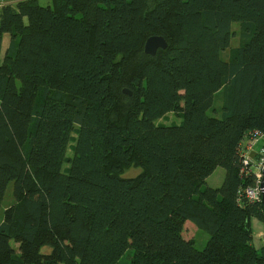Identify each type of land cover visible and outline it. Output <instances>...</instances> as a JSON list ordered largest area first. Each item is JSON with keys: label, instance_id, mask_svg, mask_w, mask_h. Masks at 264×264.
Returning <instances> with one entry per match:
<instances>
[{"label": "trees", "instance_id": "obj_1", "mask_svg": "<svg viewBox=\"0 0 264 264\" xmlns=\"http://www.w3.org/2000/svg\"><path fill=\"white\" fill-rule=\"evenodd\" d=\"M234 23L244 43L230 49ZM153 36L168 43L154 56L145 51ZM170 113L182 123L157 124ZM257 136L264 0L5 6L0 264H264L252 226L264 208L244 194L256 180L241 156ZM130 167L142 171L125 177ZM220 167L222 185L204 188ZM187 222L210 235L204 249L184 237Z\"/></svg>", "mask_w": 264, "mask_h": 264}, {"label": "rangeland", "instance_id": "obj_2", "mask_svg": "<svg viewBox=\"0 0 264 264\" xmlns=\"http://www.w3.org/2000/svg\"><path fill=\"white\" fill-rule=\"evenodd\" d=\"M39 2L42 6H47L51 3V0H39ZM232 29L234 30L235 35L231 40L230 49L235 48V47H239V46L243 45V43H244V40L241 36V32H242L241 24L240 23H234L232 25ZM9 45H10V37L5 36V38L3 40V45H2V53H1V59L2 60L4 58L5 51L9 47ZM230 49L223 52V58L225 60L229 59ZM216 104H217L216 105L217 107H221V102H219V100L216 101ZM182 121H183V119L180 116H178L174 113H170V114L166 115L165 117H163L162 119L158 120L157 124L158 125H180L182 123ZM77 129H78V126H75V130L72 134V138H71V141H70V144L68 147L66 162H65V165L63 167L64 171H67V169L69 168V160L74 155V149H75V144H76V139H77ZM260 141L261 140H259V142ZM259 142L255 144V149L257 151H259L260 148H262L264 146V139L262 140V142L260 144H259ZM247 145H248V142H244L243 147H245ZM141 171H142L141 168L130 167L123 172V175L125 177H135V176L139 175L141 173ZM225 175H226L225 169H223L221 167L216 169V171L207 179L206 184L204 185V188H206L208 186L220 187L224 181ZM13 202H14L13 185H10V187L8 188L3 206H2V212H4ZM252 226H253V234H254V244H255L257 249H260L264 246V222L259 221V222H256L255 225H252ZM183 235L186 239L192 240L194 245L198 249H204L208 240L210 239V235L208 233L200 230L192 222L186 223ZM12 244L15 248H18V245L15 242H12ZM44 251H49V249L45 248ZM131 256H132V252L127 253L123 259V262L130 260Z\"/></svg>", "mask_w": 264, "mask_h": 264}, {"label": "built area", "instance_id": "obj_3", "mask_svg": "<svg viewBox=\"0 0 264 264\" xmlns=\"http://www.w3.org/2000/svg\"><path fill=\"white\" fill-rule=\"evenodd\" d=\"M24 0H0V10L5 6H15ZM263 137V136H261ZM261 137H255L248 142V145L242 147L241 156L245 174H254L256 183L244 189V194L249 201L261 202L262 190L260 187L261 174L264 167V146L259 151L255 149V144L259 142ZM254 155V157H252Z\"/></svg>", "mask_w": 264, "mask_h": 264}, {"label": "water", "instance_id": "obj_4", "mask_svg": "<svg viewBox=\"0 0 264 264\" xmlns=\"http://www.w3.org/2000/svg\"><path fill=\"white\" fill-rule=\"evenodd\" d=\"M167 48H168V43L162 36H153L148 39L145 46V51L147 54L154 56L156 55L159 49H167ZM124 92L127 94H131L128 90H125ZM252 157H254V155H252ZM260 187L262 190L261 203L264 208V167L261 174Z\"/></svg>", "mask_w": 264, "mask_h": 264}, {"label": "crops", "instance_id": "obj_5", "mask_svg": "<svg viewBox=\"0 0 264 264\" xmlns=\"http://www.w3.org/2000/svg\"><path fill=\"white\" fill-rule=\"evenodd\" d=\"M263 139H264V136H263V137H261V139H260L261 141L259 142V144L262 142V140H263ZM256 222H259V221H258V220H256V219H255V220H253V225H255V223H256Z\"/></svg>", "mask_w": 264, "mask_h": 264}]
</instances>
